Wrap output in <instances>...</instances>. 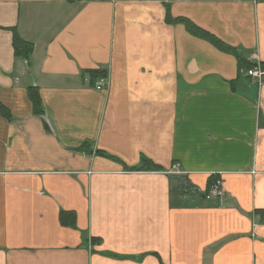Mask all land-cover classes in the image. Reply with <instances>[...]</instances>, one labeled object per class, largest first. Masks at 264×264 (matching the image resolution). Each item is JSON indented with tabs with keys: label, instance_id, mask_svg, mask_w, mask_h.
Masks as SVG:
<instances>
[{
	"label": "crops",
	"instance_id": "obj_1",
	"mask_svg": "<svg viewBox=\"0 0 264 264\" xmlns=\"http://www.w3.org/2000/svg\"><path fill=\"white\" fill-rule=\"evenodd\" d=\"M239 57L264 64V0H0V264H264V85Z\"/></svg>",
	"mask_w": 264,
	"mask_h": 264
},
{
	"label": "trees",
	"instance_id": "obj_2",
	"mask_svg": "<svg viewBox=\"0 0 264 264\" xmlns=\"http://www.w3.org/2000/svg\"><path fill=\"white\" fill-rule=\"evenodd\" d=\"M176 21H181L185 24V26L189 29V31H191L193 34L202 37V38H206L208 40H210L211 42H213L220 50L222 51H226V52H231V53H236V51L225 45L224 43L220 42L219 40H217L215 37H213L212 35L208 34L207 32L201 30L200 28L196 27L195 25H193L190 21L185 20V19H177ZM174 20V22H176ZM13 50H14V55L16 57L22 58L27 60L32 52H33V45L29 42H25L24 40H22L19 35H17L16 33L13 35ZM255 64L251 63V62H247L244 59H242L241 57H239V66H241V68H251L253 67ZM264 65V64H262ZM88 77H89V82L91 85H95V83L99 80V79H103V78H107V72L104 70H90L87 72ZM30 99L31 102L33 104L34 107V113L38 114V115H42L43 110L41 107V103H40V99L39 96L37 95V93L35 91H31L30 92ZM1 111L3 110L2 107L0 106ZM80 150H85V145H82L80 148ZM142 167H137L134 170H143V169H152V170H157V171H161V168L158 166H155L153 164H151L149 161H147L146 159H142ZM217 179L215 178H210L209 180V185H212ZM177 184L175 187H173V189L178 193V194H182V195H188V194H198L200 191L199 189L193 188L188 181H186L185 178L182 177H177L176 178ZM186 183V185L184 184ZM182 184V185H181ZM173 190V191H174ZM207 192H204L202 194H199L201 197L206 198ZM70 216V221L67 220V218ZM59 220L61 222V224L65 225V226H74V221H75V215L72 214H68L67 212H61L60 216H59Z\"/></svg>",
	"mask_w": 264,
	"mask_h": 264
},
{
	"label": "built area",
	"instance_id": "obj_3",
	"mask_svg": "<svg viewBox=\"0 0 264 264\" xmlns=\"http://www.w3.org/2000/svg\"><path fill=\"white\" fill-rule=\"evenodd\" d=\"M243 74L250 80L257 83L259 86L264 85V65L255 64L253 67L244 69ZM107 86V78L99 79L94 87L97 90L105 89ZM222 196V182L217 179L210 187L206 198L216 199Z\"/></svg>",
	"mask_w": 264,
	"mask_h": 264
},
{
	"label": "rangeland",
	"instance_id": "obj_4",
	"mask_svg": "<svg viewBox=\"0 0 264 264\" xmlns=\"http://www.w3.org/2000/svg\"><path fill=\"white\" fill-rule=\"evenodd\" d=\"M186 185V183H184ZM182 185V184H181Z\"/></svg>",
	"mask_w": 264,
	"mask_h": 264
}]
</instances>
